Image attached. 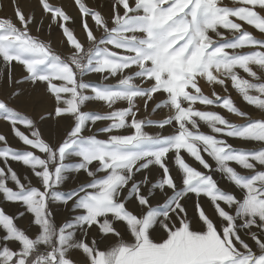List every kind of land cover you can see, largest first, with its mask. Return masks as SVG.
I'll return each instance as SVG.
<instances>
[{
    "label": "snow or ice",
    "instance_id": "obj_1",
    "mask_svg": "<svg viewBox=\"0 0 264 264\" xmlns=\"http://www.w3.org/2000/svg\"><path fill=\"white\" fill-rule=\"evenodd\" d=\"M38 3L0 17V264H264V0H73L84 41Z\"/></svg>",
    "mask_w": 264,
    "mask_h": 264
},
{
    "label": "rangeland",
    "instance_id": "obj_2",
    "mask_svg": "<svg viewBox=\"0 0 264 264\" xmlns=\"http://www.w3.org/2000/svg\"><path fill=\"white\" fill-rule=\"evenodd\" d=\"M16 2L19 3V5L21 6V8L23 9V11L26 14H29V15L35 14L37 21H39L41 19L43 13H42V9L39 6L38 0H16ZM51 2L56 3V4H63L67 8L69 13L74 18H76V24L73 27L75 28V32H76L78 38L81 39L82 41H84L85 36H84L83 30L80 26L78 10L73 6V0H51ZM86 2L89 4V6H93V7L103 5V11L105 13H108L109 8H110V4H111V0H86ZM225 3L230 5L232 3V0H225ZM0 17H10L14 20V22L18 23V21H16L15 15H14L13 0H0ZM47 24H48V19L45 17V19H44V25L45 26H44L43 30L39 33V35L43 39L50 41L52 43L53 47L58 52H62V53L67 52L69 46L67 45L65 38L62 36L61 30L56 25H53L51 31L49 32V30L47 28ZM89 24H92V21L90 19H89ZM36 27H37V25L35 23L31 25L33 34H37L36 33ZM245 27H247L248 30L252 31L250 26L245 25ZM254 34L259 35L258 32L254 33ZM97 35H99V33H97ZM2 66H3L2 62H0V68H2ZM22 74H23L22 67L19 65H16L15 69H14V76L17 79H19L22 76ZM88 79H91L93 81H99L102 79V77L99 74H90ZM107 83H115V80L109 79L107 81ZM205 91H208V89L205 88ZM217 91L219 92L220 89H217ZM232 95L238 101L239 106L242 109L248 111L251 116L259 117L262 115V113L259 110L255 109L252 106H247L245 103H243L240 100L239 95L234 90L232 91ZM157 99H159V98H157ZM119 106H122V105H117V107H119ZM197 106L201 107L199 105H197ZM88 108L90 110H99V111H107L108 110L107 107L100 102H92L88 105ZM215 110L220 111V109H218V108ZM166 112H167V110L158 111L155 114V116H158V117L163 116L166 114ZM223 114L226 115L233 122H236V123L242 122V119L240 117L235 116L234 114H229L226 111H224ZM98 126H101V125L98 124L97 127ZM201 129L204 132L211 133V130L206 125H204L203 123H201ZM0 130H3L4 132L9 131L8 128L2 123H0ZM148 130L151 132L159 131V129H156V128H150ZM165 131L170 133L173 130L171 128H169V129H166ZM98 135L100 136V138H105L103 134H98ZM228 139H229L230 143H233V145L237 146V147H253V146H256V145L251 144V143H245V142L238 140V139H233V138H228ZM9 140L13 146L22 147V145H20L18 143V141L15 140L11 136V134H9ZM185 157L189 163H194V161L190 157H188L186 154H185ZM205 158L208 159L210 163L214 164V162L211 161V158H209L207 156ZM196 166H198V165H196ZM13 167L16 168L18 170V172H25L26 171L21 165L16 164V163H13ZM201 170H203V169L201 168ZM217 178H218V175H217ZM84 179H86V177L83 173H81L75 181H70L68 186H72L74 183H79L80 181H83ZM204 204H205V207H207V201L206 200L204 201ZM193 205H194V201L192 203H190V205H189L190 215L194 214ZM11 210H14V208H10V211ZM57 212L60 213L59 218H61V219L66 215V213L62 207L58 208ZM20 223L22 225L26 224L27 220H22Z\"/></svg>",
    "mask_w": 264,
    "mask_h": 264
}]
</instances>
